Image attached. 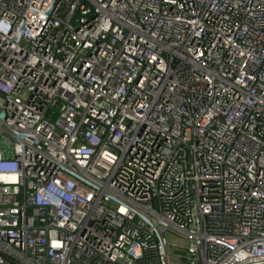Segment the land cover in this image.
Returning a JSON list of instances; mask_svg holds the SVG:
<instances>
[{
	"label": "built area",
	"instance_id": "1",
	"mask_svg": "<svg viewBox=\"0 0 264 264\" xmlns=\"http://www.w3.org/2000/svg\"><path fill=\"white\" fill-rule=\"evenodd\" d=\"M0 264H264V0H0Z\"/></svg>",
	"mask_w": 264,
	"mask_h": 264
},
{
	"label": "rangeland",
	"instance_id": "2",
	"mask_svg": "<svg viewBox=\"0 0 264 264\" xmlns=\"http://www.w3.org/2000/svg\"><path fill=\"white\" fill-rule=\"evenodd\" d=\"M167 243L170 245H174V246L178 247L179 249L186 250L188 248V243L183 238H179V237L172 235V234H169L167 236ZM174 250L175 249L170 248L169 252L173 253Z\"/></svg>",
	"mask_w": 264,
	"mask_h": 264
}]
</instances>
